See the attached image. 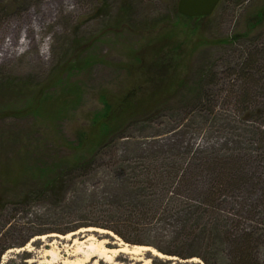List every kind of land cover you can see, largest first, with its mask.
Instances as JSON below:
<instances>
[{"label":"rangeland","instance_id":"374dc122","mask_svg":"<svg viewBox=\"0 0 264 264\" xmlns=\"http://www.w3.org/2000/svg\"><path fill=\"white\" fill-rule=\"evenodd\" d=\"M177 2L0 0L1 264L82 228L148 264H237L249 235L264 264V0Z\"/></svg>","mask_w":264,"mask_h":264},{"label":"bare ground","instance_id":"6f19581e","mask_svg":"<svg viewBox=\"0 0 264 264\" xmlns=\"http://www.w3.org/2000/svg\"><path fill=\"white\" fill-rule=\"evenodd\" d=\"M91 233H97L100 235H107L111 237L114 240V243L112 245H114L115 248H108V241L97 240ZM34 239H53L50 243V246H52L53 248L51 250L44 251L42 261L39 262V264H55L57 262H61L62 264H99V262H103L105 264H116V260L120 255L128 256L135 262L148 264L149 260H143L142 258L144 253H151L152 256L158 257L160 259H171L165 258L155 249L148 246H130L124 243L111 232L103 229L82 228L65 235L49 234ZM58 241L72 243L71 246L68 247L67 245H64V247H68V249L73 248V251L69 254V258L73 259L61 257L60 251L57 247V245L59 244ZM27 248L28 245L25 248L17 250V252L22 250L25 251L27 250ZM190 261L193 263H198L196 259H192ZM29 262L31 261L29 260Z\"/></svg>","mask_w":264,"mask_h":264},{"label":"water","instance_id":"95a60500","mask_svg":"<svg viewBox=\"0 0 264 264\" xmlns=\"http://www.w3.org/2000/svg\"><path fill=\"white\" fill-rule=\"evenodd\" d=\"M219 2L220 0H178L176 10L185 18H205L213 13Z\"/></svg>","mask_w":264,"mask_h":264},{"label":"trees","instance_id":"16d2710c","mask_svg":"<svg viewBox=\"0 0 264 264\" xmlns=\"http://www.w3.org/2000/svg\"><path fill=\"white\" fill-rule=\"evenodd\" d=\"M175 16L180 17L181 16L176 12H174ZM185 18V17H182ZM188 19V18H185ZM52 181H49L48 183L51 184L49 187L53 186L54 183ZM1 199H0V207L1 206ZM251 237L249 235H245L240 241L236 242L235 244V261L237 264H256L252 257V246L250 244ZM5 251V248L0 249V264H1V257ZM26 259V258H24ZM152 264H160L156 260L153 261Z\"/></svg>","mask_w":264,"mask_h":264}]
</instances>
